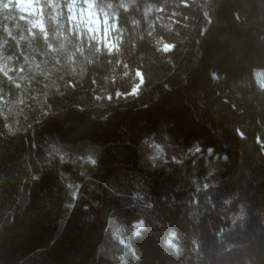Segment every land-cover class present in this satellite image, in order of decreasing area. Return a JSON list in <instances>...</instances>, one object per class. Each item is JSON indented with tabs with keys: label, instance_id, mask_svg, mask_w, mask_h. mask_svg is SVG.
Returning <instances> with one entry per match:
<instances>
[{
	"label": "trees",
	"instance_id": "trees-1",
	"mask_svg": "<svg viewBox=\"0 0 264 264\" xmlns=\"http://www.w3.org/2000/svg\"><path fill=\"white\" fill-rule=\"evenodd\" d=\"M105 2L111 54L67 0H40L47 40L0 15V264H264V0ZM126 68L136 93H95Z\"/></svg>",
	"mask_w": 264,
	"mask_h": 264
},
{
	"label": "clouds",
	"instance_id": "clouds-1",
	"mask_svg": "<svg viewBox=\"0 0 264 264\" xmlns=\"http://www.w3.org/2000/svg\"><path fill=\"white\" fill-rule=\"evenodd\" d=\"M48 4L51 5L55 10L61 7V0H48ZM64 6L67 9L69 24H71L73 21H76L77 12L80 13V18L84 21L81 26L87 28L90 38L97 42V51H100L99 42L101 40V31L103 32V37L106 39V45L112 44V41L107 39L111 35L109 27H111L113 31L117 30L119 27L117 23L118 15L115 13L110 14L108 11L113 7L112 3H106L105 0H67V3ZM41 7L42 5L40 0H0V15L8 19H13L14 12L35 13L38 12ZM121 7H123L125 11L128 10L127 5H121ZM110 17L112 19L111 25H109ZM19 19L27 20L28 18L26 16L20 15ZM29 23H31L32 28L39 29L42 37L47 40L49 33L46 30V26L42 17L35 21H29ZM29 31L31 32V29H29ZM69 31H71L70 27ZM93 32L96 33L95 36L91 35ZM61 35H63V33H61ZM51 47L52 45L49 44V48ZM106 50L109 54H111L117 49L116 46L113 45L112 47H106ZM2 70L3 69L0 68V71ZM5 75H7V73H5ZM260 86L261 88H264V84H261ZM225 203H230V199L225 200ZM143 227V220L134 221L132 224L133 235L139 236V229ZM169 236L175 238L176 234L172 232L169 234ZM120 243L123 244L124 241L121 240ZM164 243L165 245H172V239L166 238Z\"/></svg>",
	"mask_w": 264,
	"mask_h": 264
},
{
	"label": "rangeland",
	"instance_id": "rangeland-1",
	"mask_svg": "<svg viewBox=\"0 0 264 264\" xmlns=\"http://www.w3.org/2000/svg\"><path fill=\"white\" fill-rule=\"evenodd\" d=\"M170 1H176V0H170ZM181 1L188 2L190 0H181ZM108 11L110 14L113 13L110 10ZM21 13L23 16H26L28 18L27 19L28 22L35 21L42 17L41 9L35 13H29V12H21ZM180 18H181L180 14L177 13L175 10L168 9L163 6H160V8H158V14L153 24L152 35L156 47L161 51H166L172 48L174 43L181 38V33L178 30H176L174 27L175 22L179 21ZM83 23L84 21L80 18V13L77 12V20L71 22L72 30L78 35L85 34L89 36L87 28L81 26ZM111 24H112V19L110 17L109 25ZM109 31L111 35L107 39H110L112 41V44L106 45V39L103 37V32L101 31V40L99 42V46L106 48V47H112L114 45L116 46V48H118L120 41L119 32L117 30L113 31L111 27H109ZM91 35L95 36L96 33L93 32L91 33ZM256 75L259 82L261 84H264V69H258ZM142 81H143V76L138 68L135 69L126 68L119 74L113 76L104 85L96 86L95 93L99 96H107V97L113 94L136 93ZM112 228L114 233L121 240L127 242L124 234L125 228L115 219L112 220Z\"/></svg>",
	"mask_w": 264,
	"mask_h": 264
}]
</instances>
